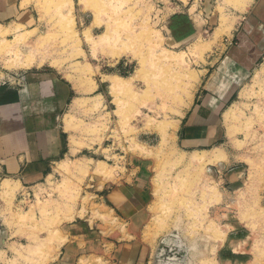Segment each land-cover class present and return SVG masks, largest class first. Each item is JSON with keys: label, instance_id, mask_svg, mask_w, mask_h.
<instances>
[{"label": "rangeland", "instance_id": "1", "mask_svg": "<svg viewBox=\"0 0 264 264\" xmlns=\"http://www.w3.org/2000/svg\"><path fill=\"white\" fill-rule=\"evenodd\" d=\"M26 2L29 22L0 26V83L41 67L80 85L87 78L98 97L91 106L81 104V144L98 145L93 153L84 152L94 159L91 168L84 161H64L54 174L16 195L13 190L3 195L0 209L12 239L3 264H49L68 226L77 222H90L93 231L104 223L107 231L117 230L97 198L91 171L99 160L108 165L104 178L122 167L142 165L154 181L148 230H156V239L142 242L137 264H264V62L225 108L217 144L198 152L176 145L178 120L216 51L212 37L220 15L241 16L220 9V0H189L185 6L197 4L205 20L197 33L176 42L173 37L181 32L169 28L171 17L178 10L188 12L178 0ZM85 31L104 41L95 37L100 44L94 45ZM15 48L32 52L42 63L6 67L12 61L8 52ZM112 76L121 83L111 91ZM121 243L106 242L102 253L95 242L91 249L97 256L82 257L79 264H120L116 249Z\"/></svg>", "mask_w": 264, "mask_h": 264}, {"label": "crops", "instance_id": "2", "mask_svg": "<svg viewBox=\"0 0 264 264\" xmlns=\"http://www.w3.org/2000/svg\"><path fill=\"white\" fill-rule=\"evenodd\" d=\"M178 1L187 8L184 3L189 0ZM218 5L241 17H227L232 25L218 36H227L225 41L212 37L217 42L216 51L207 58L203 79L178 120L176 145L181 150L203 151L217 144L225 108L242 90L252 71L264 62V0H248L241 10L223 4V0ZM29 7L26 0H0V26L26 24L31 18ZM186 10L187 14L178 10L168 25L174 32H181L173 37L176 42L197 33L205 20L197 4L191 3ZM174 18L185 20L184 28L182 24L173 27ZM90 85L71 81L50 67L15 73L9 82L0 83V97L11 98L0 102V208H4L1 199L6 192L13 190L18 194L27 185L58 171L60 162L90 160L91 168L94 159L84 152L93 153L91 149L98 144L86 140L81 144L84 133L78 124L81 104L91 106L98 97L96 85ZM134 166L117 169L112 178L95 174L99 204L118 224L117 230L107 231L106 223L97 224L96 231L87 221L71 224L67 232L63 230L68 236L64 235L65 240L49 264H79L82 257L97 256L91 249L95 242L100 243L103 253L106 242L114 239L122 240L116 249L120 264H137L142 242L156 239L152 236L156 230H148L154 216L151 210L155 208L153 182L142 165ZM5 179L11 180V190L4 188ZM4 222L0 209V264L8 256L7 247L12 241Z\"/></svg>", "mask_w": 264, "mask_h": 264}, {"label": "bare ground", "instance_id": "3", "mask_svg": "<svg viewBox=\"0 0 264 264\" xmlns=\"http://www.w3.org/2000/svg\"><path fill=\"white\" fill-rule=\"evenodd\" d=\"M181 2H186V0H180ZM71 4V3H70ZM85 4V3H84ZM223 4H226V5H230V6H232V7H234V8H237V9H244V7L248 4V0H223ZM70 7V6H69ZM86 7V6H85ZM88 7H90V6H88ZM92 8V7H91ZM220 9H222L221 7H220ZM220 22H219V25H218V27H216L215 28V31H214V34H213V37H214V39L216 38V37H218L219 35H220V33H222L223 31H225V30H228L230 27H231V25H232V22H228V19H227V17L224 15V14H222V16L220 15ZM94 18V17H93ZM107 25V24H106ZM107 26H105V28H106ZM1 30V29H0ZM108 30V29H107ZM86 32V31H85ZM87 33L88 32H86L85 33V35H87ZM103 34H104V32H103ZM84 35V36H85ZM105 35V34H104ZM106 35H107V33H106ZM106 35L104 36V37H106ZM110 35V34H109ZM88 36V35H87ZM87 36H86V38H87ZM101 36H102V34H101ZM108 36V35H107ZM88 37H90V36H88ZM93 36H91L90 37V39L89 38H85L84 37V39H86L87 41H88V39L91 41V39L93 40L92 41V43H95L94 42V39L95 40H97L99 37H97V36H95V37H93ZM102 38V39H101ZM101 38H99V40L101 39V40H103L104 41V38L103 37H101ZM106 39H108V37H106ZM98 41V40H97ZM13 42V41H12ZM99 42V41H98ZM97 42V43H98ZM106 42V41H105ZM91 43V42H90ZM97 43H95L94 45H96L97 46ZM102 43V42H101ZM98 44H100V43H98ZM123 44V43H122ZM197 44V43H196ZM12 45V44H11ZM91 46H93V44L91 45ZM195 46V45H194ZM199 46H200V44H199ZM8 47V46H7ZM95 46H93V48H94ZM103 47V46H102ZM120 47H122V45L120 46ZM196 47V46H195ZM12 48H13V46H12ZM92 47H90V49H91ZM92 48V50H94ZM100 48V47H99ZM96 49V48H95ZM115 49V48H114ZM125 49V48H124ZM124 49H122V50H124ZM5 50V49H4ZM121 50V49H120ZM127 50V49H126ZM8 51V50H7ZM94 51H96V50H94ZM104 52L106 51V50H103ZM92 53V55H94V52L93 51H91ZM101 52V51H100ZM108 52H109V50H108ZM107 52V53H108ZM119 52V51H118ZM124 52V51H123ZM12 54V57H10V56H8V58H9V61L10 60H12V61H10V62H12V63H10L9 62V64H5V66L6 67H8V68H12V69H16V68H27V67H31L32 65H36V64H41L42 63V60H39V62L37 61V59L31 54V55H29V53H32V52H28V55H26V54H24V53H22V51L20 50V49H18V48H15V50H10L9 52H8V54ZM113 53H115V51H113ZM112 53V54H113ZM127 53V52H126ZM169 53V52H168ZM110 53H108V55H109ZM111 54V55H112ZM115 54H117V53H115ZM96 55V54H95ZM119 55V54H118ZM117 56V55H116ZM167 58V57H166ZM174 59V58H173ZM82 70V69H81ZM261 70L262 71H264V63L262 64V66H261ZM81 74V73H80ZM81 76V75H80ZM85 78V77H84ZM83 77H81L80 79H84ZM110 79H109V87H110V89L109 90H113V86H115V84H117L118 82H119V84L121 83L120 82V80L121 79H119L117 76H112V77H109ZM90 80V79H89ZM86 83L87 84H90L89 82H87L88 80H87V78H86ZM128 81V80H127ZM83 82H84V80H83ZM125 82V81H124ZM91 84H92V82H91ZM123 84V83H122ZM83 85V84H82ZM91 86V88L94 86L93 84L92 85H90ZM119 86V85H118ZM121 86V85H120ZM119 86V87H120ZM87 87V86H86ZM117 87V86H116ZM90 88V87H89ZM91 90V89H90ZM111 90V91H112ZM228 112V111H227ZM226 112V113H227ZM228 116V115H227ZM195 151V150H194ZM73 152V151H72ZM198 152V151H197ZM217 153H219L218 151H217ZM212 155H213V157L215 156V157H217L218 155L216 154V152L213 154L212 153ZM217 155V156H216ZM199 156H200V154H199ZM201 156H202V154H201ZM200 156V157H201ZM196 157V156H195ZM209 157V156H208ZM192 158H193V156H192ZM89 159V158H88ZM180 160V159H179ZM197 160V159H196ZM212 160V159H211ZM90 160H88L87 161V164L85 165L86 166V168L88 167V162H89ZM186 161V160H185ZM210 161V160H209ZM61 164H63L62 162H60ZM59 163V164H60ZM90 163V162H89ZM59 167H62V165H60ZM58 167V168H59ZM87 170V169H86ZM92 170H93V168H92ZM108 170V165H107V163L106 162H104V161H102V160H99V161H96V163H95V165H94V170L93 171H91V172H94L95 174H99V175H104L105 174V172ZM108 173V171L106 172V174ZM159 177V176H158ZM11 181V180H10ZM10 181H8L7 179H5V181L2 183L3 184V186H4V188L6 189V188H11L10 186L11 185H9L10 183ZM154 182V181H153ZM13 185H14V183H13ZM2 187V186H1ZM4 189V190H5ZM14 189V188H13ZM3 190V191H4ZM11 190V189H10ZM8 191V190H7ZM213 196V195H212ZM202 208V207H201ZM69 217V216H68ZM209 226V225H208ZM210 227V226H209ZM212 231H213V229H212ZM211 231V232H212ZM214 233V232H213ZM214 235V234H213ZM215 235H216V233H215ZM154 239V238H153ZM203 262V261H202ZM205 263V262H204ZM213 263V262H212ZM208 264V263H207ZM209 264H211V263H209Z\"/></svg>", "mask_w": 264, "mask_h": 264}, {"label": "trees", "instance_id": "4", "mask_svg": "<svg viewBox=\"0 0 264 264\" xmlns=\"http://www.w3.org/2000/svg\"><path fill=\"white\" fill-rule=\"evenodd\" d=\"M175 20H174V22H173V27H177V26H179V25H181L182 24V26H184L185 25V22H183L182 23V21H184L183 19H181V18H174ZM184 28V27H183ZM13 98V97H12ZM8 99H11V98H9L7 95L5 96V95H2L1 97H0V102H4V101H7Z\"/></svg>", "mask_w": 264, "mask_h": 264}]
</instances>
